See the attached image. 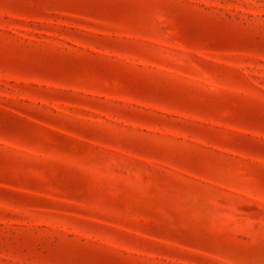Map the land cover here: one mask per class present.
I'll list each match as a JSON object with an SVG mask.
<instances>
[{
  "label": "rangeland",
  "instance_id": "1",
  "mask_svg": "<svg viewBox=\"0 0 264 264\" xmlns=\"http://www.w3.org/2000/svg\"><path fill=\"white\" fill-rule=\"evenodd\" d=\"M0 264H264V0H0Z\"/></svg>",
  "mask_w": 264,
  "mask_h": 264
}]
</instances>
